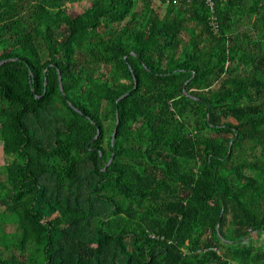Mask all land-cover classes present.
<instances>
[{
  "label": "trees",
  "instance_id": "1",
  "mask_svg": "<svg viewBox=\"0 0 264 264\" xmlns=\"http://www.w3.org/2000/svg\"><path fill=\"white\" fill-rule=\"evenodd\" d=\"M212 2L0 0V264H264V0Z\"/></svg>",
  "mask_w": 264,
  "mask_h": 264
},
{
  "label": "rangeland",
  "instance_id": "2",
  "mask_svg": "<svg viewBox=\"0 0 264 264\" xmlns=\"http://www.w3.org/2000/svg\"><path fill=\"white\" fill-rule=\"evenodd\" d=\"M79 9H80V5H79ZM14 160H15L14 156L5 155L3 142L0 141V168L11 164L12 162H14ZM3 210L4 207L0 204V211ZM253 240H254V245L256 246L261 245L264 243V236L254 235Z\"/></svg>",
  "mask_w": 264,
  "mask_h": 264
},
{
  "label": "water",
  "instance_id": "3",
  "mask_svg": "<svg viewBox=\"0 0 264 264\" xmlns=\"http://www.w3.org/2000/svg\"><path fill=\"white\" fill-rule=\"evenodd\" d=\"M6 62H8V60L2 62V63L0 64V66L3 65V64H5ZM60 81H61V77H60ZM45 83L47 84V79H46ZM185 85H186V83L184 84V87H185ZM61 91H62L63 94H64V91H63V87H62V86H61ZM127 95H129V94H126L125 97H123V98L120 99V101L123 100L124 98H126ZM119 124H120V121H119V116H118V114H117V127L119 126ZM101 134H102V133H101V130L99 129V132H98L97 137H96V138L94 139V141L90 144V146H91L92 144H95V143L100 139ZM116 137H117V130H116V131L114 132V134H113L112 141H111L112 145H114V142H115ZM102 158H103V155H101V158H100L101 161H102ZM114 159H115V155H114L113 158L111 159V162H110L109 165L112 164V162L114 161ZM106 170H107V168L105 169V171H106Z\"/></svg>",
  "mask_w": 264,
  "mask_h": 264
},
{
  "label": "built area",
  "instance_id": "4",
  "mask_svg": "<svg viewBox=\"0 0 264 264\" xmlns=\"http://www.w3.org/2000/svg\"><path fill=\"white\" fill-rule=\"evenodd\" d=\"M208 2H209V4H210L211 6L214 5L213 2H212V0H208Z\"/></svg>",
  "mask_w": 264,
  "mask_h": 264
}]
</instances>
